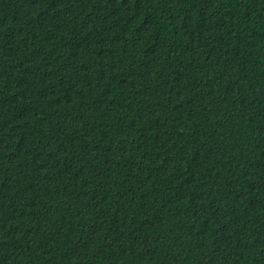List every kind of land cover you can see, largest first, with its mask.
Listing matches in <instances>:
<instances>
[{
    "label": "trees",
    "instance_id": "obj_1",
    "mask_svg": "<svg viewBox=\"0 0 264 264\" xmlns=\"http://www.w3.org/2000/svg\"><path fill=\"white\" fill-rule=\"evenodd\" d=\"M0 264H264V0H0Z\"/></svg>",
    "mask_w": 264,
    "mask_h": 264
}]
</instances>
